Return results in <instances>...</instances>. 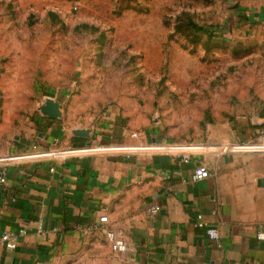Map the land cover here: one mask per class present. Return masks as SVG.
Returning a JSON list of instances; mask_svg holds the SVG:
<instances>
[{"label":"rangeland","instance_id":"rangeland-1","mask_svg":"<svg viewBox=\"0 0 264 264\" xmlns=\"http://www.w3.org/2000/svg\"><path fill=\"white\" fill-rule=\"evenodd\" d=\"M38 114L163 146L264 125V0H0V124Z\"/></svg>","mask_w":264,"mask_h":264},{"label":"crops","instance_id":"crops-1","mask_svg":"<svg viewBox=\"0 0 264 264\" xmlns=\"http://www.w3.org/2000/svg\"><path fill=\"white\" fill-rule=\"evenodd\" d=\"M109 119L85 141L41 114L17 127L0 124V163L34 144L76 150L8 168L0 230L27 232L0 246V264H264L256 238L264 224L263 124L168 148ZM223 142L232 148L223 151ZM176 153L191 158L182 162ZM198 165L206 167L202 179L194 177ZM152 204L161 207L153 216ZM103 214L107 228L128 242L125 253H115L103 232L88 230ZM198 215L202 226L195 225ZM210 227L219 229L221 247L209 240Z\"/></svg>","mask_w":264,"mask_h":264},{"label":"built area","instance_id":"built-area-1","mask_svg":"<svg viewBox=\"0 0 264 264\" xmlns=\"http://www.w3.org/2000/svg\"><path fill=\"white\" fill-rule=\"evenodd\" d=\"M263 132V131H262ZM262 137L264 133L261 134ZM58 142V141H57ZM173 145H167L168 148H171ZM223 151H229L232 148V145L228 142H223L221 144ZM88 148V147H87ZM74 153L75 149L71 148H61V146H54L48 149H41L37 144L32 146L31 152H16L8 153L2 157L0 163V185L3 186L7 182V170L10 166L25 163L29 160H45V159H54L59 158L63 153ZM182 162H188L191 158L189 153H176ZM50 170H53L51 168ZM206 174V167L204 165H198L194 170V177L196 179H202ZM161 210L160 205L152 204L147 207V213L151 216L157 214ZM203 216L198 215L195 225H203ZM108 216L103 214L99 217L98 222L88 228L90 232L101 231L103 232L107 239L110 241L113 251L117 254H123L129 249L128 242L118 235L115 231L107 228ZM24 228H19L16 230L1 229L0 230V246H8L16 242L19 237L26 234ZM206 234L209 240L216 246H222L221 233L217 227H210L206 229ZM256 238L264 243V224H261L256 232Z\"/></svg>","mask_w":264,"mask_h":264},{"label":"water","instance_id":"water-1","mask_svg":"<svg viewBox=\"0 0 264 264\" xmlns=\"http://www.w3.org/2000/svg\"><path fill=\"white\" fill-rule=\"evenodd\" d=\"M40 109L43 114L52 118L58 117L60 114L59 105L57 104V102L50 99L46 100L44 104L40 107Z\"/></svg>","mask_w":264,"mask_h":264}]
</instances>
